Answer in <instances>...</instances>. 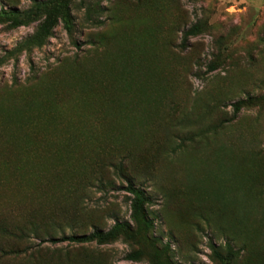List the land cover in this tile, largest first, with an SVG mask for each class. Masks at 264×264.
Returning <instances> with one entry per match:
<instances>
[{
	"label": "rangeland",
	"instance_id": "374dc122",
	"mask_svg": "<svg viewBox=\"0 0 264 264\" xmlns=\"http://www.w3.org/2000/svg\"><path fill=\"white\" fill-rule=\"evenodd\" d=\"M86 1L20 52L37 22H0L1 264H264V0ZM114 222L133 237L39 242Z\"/></svg>",
	"mask_w": 264,
	"mask_h": 264
},
{
	"label": "trees",
	"instance_id": "16d2710c",
	"mask_svg": "<svg viewBox=\"0 0 264 264\" xmlns=\"http://www.w3.org/2000/svg\"><path fill=\"white\" fill-rule=\"evenodd\" d=\"M76 4V5H75ZM82 9V14L85 21H96L95 11L97 9L96 4L93 5L92 2H87L86 0H40L33 1L28 8L18 10L0 9V22H6L7 27L15 28L21 25H27L31 22H37L33 31L18 42L10 53L20 52L26 50L30 47L41 46L46 38L50 35L51 30L58 23L61 24L64 31L68 34L72 32L73 28V17L71 15V8ZM194 28L190 27L183 32V39L194 33ZM183 42L181 45L183 46ZM210 70V65L207 66ZM234 111H237V104L234 103ZM114 172L121 176L125 181L124 189L130 194V220L135 226L136 232L146 229L150 226V222L145 214L144 205L148 201L147 197L144 195L140 187L131 184L128 178L122 174V162L118 161L114 165H111ZM9 227L4 223L3 218H0V240L5 239L7 235H10ZM119 236H123L125 239H130L133 237L131 233V226L127 222L119 223L114 222L113 225L105 230H92L87 234H60L59 236H49L46 239H40L39 242H71V243H81L88 241H95L98 243H106L112 241ZM3 247L0 243V264L2 262ZM18 250H14L13 253H18ZM140 252L138 250H132L124 255L126 259L137 260L139 258ZM212 254L219 264H230L232 259L231 253H226L222 256L216 250H212ZM159 264V263H155Z\"/></svg>",
	"mask_w": 264,
	"mask_h": 264
}]
</instances>
